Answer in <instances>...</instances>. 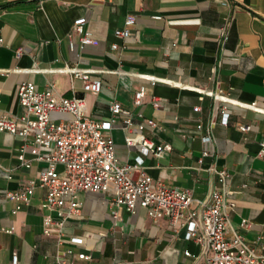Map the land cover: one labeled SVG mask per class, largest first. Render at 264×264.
Here are the masks:
<instances>
[{"label": "crops", "instance_id": "0c3cea01", "mask_svg": "<svg viewBox=\"0 0 264 264\" xmlns=\"http://www.w3.org/2000/svg\"><path fill=\"white\" fill-rule=\"evenodd\" d=\"M129 15L135 23L123 41L114 31L124 29ZM81 17L95 44L71 51L66 35ZM225 19L231 22L223 42L218 35ZM0 38V118L23 113L17 96L22 82L39 91L51 87L56 97L84 98L86 115L98 121L110 120V104L117 102L131 113L132 125L125 129L124 117L116 116L103 134L113 140L120 166L142 159L132 178L144 173L154 183L190 191L194 201L189 210L199 211L196 200L207 201L213 190L230 192L225 199L233 204L225 210L227 237L239 232L247 243L257 237L264 241V162L259 155L264 139V0H0ZM112 44L118 49L112 50ZM64 67L97 71L91 78L101 82L99 93H85L80 80L61 71ZM140 87L145 94L136 106L134 93ZM208 92L231 102L215 101ZM154 98L160 99L158 108L152 106ZM251 104L263 112L245 106ZM223 108L226 126L220 124ZM211 123L215 126L209 130ZM246 125L250 130L244 135L240 128ZM139 135L169 144L171 151L161 158L144 156L138 145L125 143L126 137ZM208 135L211 140L205 143ZM21 145L20 137L0 133V264H9L13 252L19 264H57L72 258L67 250L91 258L74 259V264H205L199 246L185 240L183 221L173 227L165 218H149L139 206L134 214L112 207L111 191L79 193L80 217L44 235L43 217L49 212L41 208L43 189L35 188L28 205L15 214V202L5 198L44 166L33 162L28 150L24 158L31 167L19 166ZM205 150L209 155L199 163ZM221 169L229 175L224 187L214 172ZM242 221L248 229L240 228Z\"/></svg>", "mask_w": 264, "mask_h": 264}, {"label": "built area", "instance_id": "2783aa9c", "mask_svg": "<svg viewBox=\"0 0 264 264\" xmlns=\"http://www.w3.org/2000/svg\"><path fill=\"white\" fill-rule=\"evenodd\" d=\"M231 19H225L218 39L225 42ZM135 23L133 16L124 20V29L115 30L114 36L123 41L130 35V27ZM86 19L81 17L73 21L66 35L69 49L75 47L81 50L86 46L95 44L90 32L85 28ZM75 39V43L73 41ZM2 39L0 38V45ZM112 50L118 49L116 44L111 45ZM17 56L20 51L16 52ZM66 72L74 79L82 82L85 93L98 94L101 82L91 78L97 71L80 69L78 67H64ZM154 82L153 77H146ZM144 88L140 87L134 93V104L139 106L144 97ZM215 101L231 102L228 98L207 93ZM18 103L23 113L16 118H0V133H8L22 139L17 160L19 166L29 169L31 161L24 158L26 150L32 156V161L44 166L38 170L37 176L23 187L7 191L5 198L15 202L12 211L15 214L21 206L28 205L35 188L44 190L41 208L49 212L43 217V233L49 236L53 231H60L67 219H77L81 213V203L77 199L79 193H108L112 192L110 205L117 209L122 208L129 214H134L136 206L145 210L146 215L158 220L165 218L173 227L183 221L181 226L186 230L185 240L193 241L200 248V256L205 258V264H264V241L257 237L252 243H247L244 236L234 232L227 237V215L225 210L233 206L226 202L230 192L213 190L207 201L196 200L199 211L189 210L194 201L190 191L169 188L161 183H154L151 177L141 173L137 178L131 177V172L138 169L142 159L137 157L133 165L120 166L114 153V143L110 137L104 136V131L111 129L114 117L123 116V126L129 129L132 125L131 113L123 109L119 103L112 102L109 107L111 118L108 121L95 120L85 113L86 104L82 97H56L52 88L43 91L36 89L31 82H22L17 90ZM153 108L160 106V99L152 100ZM263 112L254 107V104L245 105ZM195 111L198 108L194 109ZM52 115H67L68 117L53 118ZM228 113L221 110L220 124L226 126ZM148 124L155 127L151 121ZM214 123L209 125L213 129ZM198 123L197 128L201 129ZM241 132L246 135L250 127L241 126ZM31 138L30 145L28 138ZM210 136L203 137L205 143L210 142ZM127 146L138 145L142 155H153L161 158L171 151L169 144H155L143 136L126 137ZM260 157L264 162V139L261 144ZM207 150L202 152L201 163L207 157ZM218 183L224 187L229 179L225 169L214 171ZM187 214L185 215V212ZM54 213L57 220L51 216ZM116 218V212H113ZM240 228L246 230L249 224L242 221ZM12 233V229L7 231ZM80 243L79 239H72ZM66 255L72 258L60 259L57 264H74V259L87 260L91 258L84 253L73 255L71 250ZM189 257L188 252L184 253ZM199 256V257H200ZM199 257H196L198 259ZM9 264H19L16 252L11 253Z\"/></svg>", "mask_w": 264, "mask_h": 264}]
</instances>
